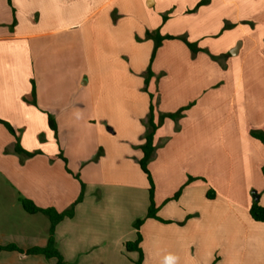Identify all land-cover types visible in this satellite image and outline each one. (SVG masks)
<instances>
[{
  "label": "crops",
  "instance_id": "obj_1",
  "mask_svg": "<svg viewBox=\"0 0 264 264\" xmlns=\"http://www.w3.org/2000/svg\"><path fill=\"white\" fill-rule=\"evenodd\" d=\"M200 1L0 0V118L15 132L0 123V244L45 245L47 216L9 206L62 211L81 180L54 230L67 264H136L124 242L149 205L137 117L152 103L155 121L184 109L154 133L153 199L171 222L141 224L142 264H203L216 249L215 264H248V229L264 233L249 215L251 188L264 206V144L250 134L264 133V0ZM242 231L244 243L214 235ZM43 257L0 250V264L55 263Z\"/></svg>",
  "mask_w": 264,
  "mask_h": 264
},
{
  "label": "trees",
  "instance_id": "obj_2",
  "mask_svg": "<svg viewBox=\"0 0 264 264\" xmlns=\"http://www.w3.org/2000/svg\"><path fill=\"white\" fill-rule=\"evenodd\" d=\"M8 1L10 2V0ZM204 1L205 0H201L198 3V5L202 4ZM174 37L176 36L167 35L165 37H159L158 39H156L151 59L154 56L155 48L160 44L163 38H174ZM180 38H182L185 41V43L187 44V46L189 47V49L191 50L193 54H195L199 50V48L196 46L195 43L187 41L182 36H180ZM150 75H151V71H150V68L148 67L146 77H145V83H147L148 77ZM183 109L184 108H180L179 110L175 112L159 113L158 119L155 121L154 113H153L154 105L152 103H150L149 105V111H148L146 120L144 121V124L146 127L144 135H143L144 140H143V143L140 144L142 156L138 159V164L141 170L146 174L147 179L149 181V205L147 208L145 218H154V219H157L163 222L170 221V220L161 218L157 214L158 207L155 205L154 199H153L154 183H153L150 171L148 169V163L154 157V154H155L156 146L153 143V137H154L155 130L158 127V125L161 123L163 117L167 116L173 120H176L182 115ZM0 123H2L11 134L15 135L13 128L7 121L0 118ZM48 124L52 129H55V122L51 118V116L48 117ZM250 134L253 137L260 140L264 144V133L262 131L251 130ZM14 152L18 154L22 159L25 157L32 156L34 154V152H29L20 145L19 139L17 136H16L15 145H14ZM67 170L69 171V169ZM262 171L264 174V168L262 169ZM75 177L78 178V175H75ZM189 179H192V177H190ZM83 192H84V183L80 180V192H79L78 197L74 200L71 206H69L68 208L62 211H57L53 207H46V208L38 207L29 198L19 196V201L25 211L29 213L41 212L44 215H46L47 218L49 219L47 241L45 245L43 246H31L24 250L20 248L19 246H17L15 243L0 244V250H16L18 252L25 253V254H39V255H43L46 258H54L55 259L54 264H67L64 258V255L62 254V252L58 249L56 245L54 230L58 222H60L64 218H70L74 215V205L77 202L81 201V199L83 198ZM179 193H180V189L177 192H175L174 195L170 199L172 198L176 199L179 196ZM207 195L210 196V194H207ZM258 196L259 195L257 194V192L254 191L253 200L249 207V215L255 221L264 222V206L259 203ZM143 221H144V218H139L133 222V226L136 229V238L134 240H127L124 242V247L126 250L128 251L135 250L138 252L139 257L135 261L136 264H142V258H143V252L140 246L142 235L139 231V227Z\"/></svg>",
  "mask_w": 264,
  "mask_h": 264
},
{
  "label": "rangeland",
  "instance_id": "obj_3",
  "mask_svg": "<svg viewBox=\"0 0 264 264\" xmlns=\"http://www.w3.org/2000/svg\"><path fill=\"white\" fill-rule=\"evenodd\" d=\"M215 60L218 61L217 58H215ZM154 107H155V104H154ZM142 109H143L142 105L141 106L138 105L137 108H136V115L141 113L140 111H142ZM175 111H177V110H175ZM157 113H158V111H157ZM137 118H138L137 120L139 121V123H142L144 125V120L140 119L139 117H137ZM262 168H264V165L262 166ZM256 187H258V186H256ZM256 187H253V188L250 189V194H251L252 200H253V192L254 191H256L259 196H260V193H261L260 191L257 190ZM9 207L13 210L14 218L19 219L20 218V214L21 215L23 214L24 216H27L26 212L24 211V209L22 208L20 203L16 202L14 207H11V206H9ZM157 214H158V211H157ZM145 215H146V213L142 217H138V218L134 219L133 222L135 220L139 219V218H144V221H145L147 219V218H145ZM158 215L161 218L166 219V218H164L165 216H163L161 214H158ZM38 216H43L41 218H45L44 215H38ZM133 222H132V225H133ZM160 222H163V221H160ZM169 222H171V220ZM164 223H168V222H164ZM40 224L42 225V223H40ZM256 224L257 225H264V222H257ZM40 226L38 225V227H40ZM9 229H11V228H9ZM139 231H140V227H139ZM40 233L43 236L46 235V232L43 231V230ZM214 235H216L217 242L219 241V239L221 240V242H223V241H226V242L234 241L235 238L236 239H238V238L242 239V243H244L246 241V239H245L246 234L243 231L240 234V236H239V234H237V236H236V234L228 233V232L225 233V234H224V232H218V233H215ZM261 235H262V239L260 238ZM247 246H248L247 247V256L248 257H246L247 258L246 262L248 264H264V233H261L259 230H257V232H255L253 229L249 228L248 231H247ZM256 246H257V248H255ZM209 252H212V250L211 251L209 250ZM216 252L220 253V250L219 249L214 250L213 253H212L213 257L212 258L211 257L210 258H206L207 261H206V263H204L205 262L204 261L203 264H215V263H217L219 260L216 257H219V254H216ZM43 258L48 260V258H46V257H43ZM70 264H72V263H70Z\"/></svg>",
  "mask_w": 264,
  "mask_h": 264
}]
</instances>
